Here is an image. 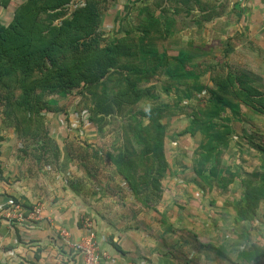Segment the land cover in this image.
Wrapping results in <instances>:
<instances>
[{"label":"trees","instance_id":"obj_1","mask_svg":"<svg viewBox=\"0 0 264 264\" xmlns=\"http://www.w3.org/2000/svg\"><path fill=\"white\" fill-rule=\"evenodd\" d=\"M73 1L25 0L10 24L0 20V91L4 92L0 102L8 111L4 115L10 124L6 123L18 139L29 140L30 146L46 151L50 138L45 113L48 117L52 112L48 97H67L75 91L84 98V106L77 108L79 112L74 110L81 118L80 126L102 131L109 119L123 118L125 107L143 98L140 84L163 72L168 76L165 91L186 87L185 95L191 97L193 85L196 93L206 95L202 98L204 105L191 111L189 126L179 134L201 136L192 159L196 177L210 189L217 186L223 190L238 177L240 197L227 203L235 213L234 220L248 223L260 218L264 227V209L259 215L264 205V161L251 173H238L240 169L234 172L223 163L234 133L232 117L239 119L241 104L264 115V93L251 80L231 71L215 78L214 87L200 84L185 66L197 55L188 49H180L176 55H170L165 47L160 51L158 40L164 41L171 33L166 26L170 20L156 17L147 8L138 10L139 22L132 35L124 32V36H111L102 46L104 37L99 30L106 0H80L83 5L71 9ZM10 3L0 0V9H7ZM195 3L201 1L196 0L192 6ZM175 10L177 15V5ZM227 109L231 118L223 116ZM161 117L160 108L131 113L127 129L120 136L121 145L106 156L135 201L147 209L154 208L157 202L153 200L161 197L162 180L169 167ZM259 147L264 155V145ZM58 152L53 151L56 156ZM193 237L200 248L230 260L222 244L204 243L197 234ZM246 242L251 243L250 249L240 252V258L250 264L264 260V244Z\"/></svg>","mask_w":264,"mask_h":264},{"label":"rangeland","instance_id":"obj_2","mask_svg":"<svg viewBox=\"0 0 264 264\" xmlns=\"http://www.w3.org/2000/svg\"><path fill=\"white\" fill-rule=\"evenodd\" d=\"M24 1L11 0L7 9L1 8V22L5 25L10 24L15 10ZM200 1L201 4L195 3L194 6L193 2L190 4L182 2V6H178L177 15L173 7L172 16H175L164 17L170 20L166 22V26L168 25L171 33L164 41L158 40L160 51L163 47L170 55H176L180 49L192 51L198 58L186 62V69L199 78L200 84L209 88L214 87L215 78L231 71L251 80L258 90L264 93V56L259 49V39L249 40L250 34L245 22L246 7L242 5L238 7L231 3L236 0ZM79 2L81 3L80 0L71 2L70 8L83 5ZM105 8L99 30L104 37L101 45L104 46L107 42L105 39L111 36H124V32H130L132 35L133 28L138 26L139 21L135 14L140 8L122 6L118 0H106ZM145 8L155 16L161 11L160 7ZM190 11L196 12L195 17L188 14ZM127 15H130V18ZM166 85L168 76L163 72L152 76L148 83L140 84L139 87L144 91L143 98L135 105L126 106L121 114L123 118L117 116L109 119V123L102 125V131L100 129L96 131L93 127L85 129L79 123L72 127L74 110L84 106V98L76 94L78 91L67 97L57 95L48 97L52 112L48 117L47 112L45 113V129L50 138L46 151L39 149L41 147H38V150L34 144L30 146L32 142L29 140L18 139L14 130L8 127L10 122L6 121L4 115L8 111L2 101L0 146L5 137L14 133L16 141L14 148H11L29 161V164H21L22 171L30 168L32 164H38L41 169L42 164L45 166L49 164L54 172L56 170L61 175L59 171L63 170L60 168L62 163L70 164L68 172L70 169L74 172L84 169L85 174L87 173L91 179V188L94 192L103 193L107 199L112 198L113 202L116 201V204L118 202L119 205L123 204L127 213V221L122 222L124 227L133 226L146 231L149 236H156L161 226H171L172 235L167 237V243L172 245L181 241L183 243L177 247L180 250L176 254L178 264H250L241 259L239 254L250 249L251 243L246 242L247 240L260 246L264 244V227L260 218L248 223H238L234 220L235 213L227 203L240 197V179L236 177L224 190L217 186L212 189L205 186L196 177L192 163L194 151L200 143V134L179 135L189 126L191 111L204 105L202 98L206 95L204 92L196 93L193 85L191 97L185 95L186 87H172L167 92L164 90ZM3 93L1 90L0 94ZM155 108H160L161 122L166 128L164 154L169 167L162 180L161 197L153 200L157 202L154 208L147 209L135 201L126 183L116 174L114 166L106 156L115 152L121 145L120 136L127 129L125 124L131 120V113L138 115L142 111ZM226 111L223 116L231 118L230 109ZM138 118L142 119L141 116ZM232 121L234 133L230 148L223 157V163L233 168L234 172L240 169L238 173L259 170L264 161V155L259 150V146L264 145V115L241 104L239 119L232 117ZM70 128L72 131H69ZM57 143L60 148H56ZM6 150H9V147ZM54 150L59 151L58 156L53 153ZM68 156L71 157L67 161L65 157ZM112 196L118 197L120 201ZM263 209L264 205L261 206L259 215ZM137 210L141 211L138 213ZM87 217L95 219L91 214ZM193 234H197L204 243L223 245L230 260L219 258L213 253L210 255L213 261H206L204 253L208 250L198 246L200 242L195 240ZM100 255L102 256L101 253ZM258 264H264V260Z\"/></svg>","mask_w":264,"mask_h":264},{"label":"crops","instance_id":"obj_3","mask_svg":"<svg viewBox=\"0 0 264 264\" xmlns=\"http://www.w3.org/2000/svg\"><path fill=\"white\" fill-rule=\"evenodd\" d=\"M236 1L231 3L246 7L249 40L259 39V49L264 56V0ZM118 2L129 8L160 7L161 11L155 13L160 19L172 16L171 8L184 3L183 0ZM196 12L189 14L195 17ZM138 14L137 11L135 17ZM13 135L5 137L0 146V264H82L73 244L85 233L82 216L90 214L95 217L92 221L104 259L102 264H178L176 254L180 250L177 247L183 243H167L171 226H161L156 236H149L146 231L133 226H122V222L127 221L123 204H116L111 196L109 200L103 193L94 192L85 170L74 172L70 169L68 172V163L60 165L63 168L59 171L61 175L56 170L54 172L49 164H42V169L38 164H32L22 171L20 166L29 161L14 151L16 137ZM70 157L65 158L68 161ZM13 202L22 206L26 216L24 221L6 218L5 214ZM35 208H40V214L30 219L29 213ZM140 211L137 210L138 213ZM211 254L205 251L206 261H213Z\"/></svg>","mask_w":264,"mask_h":264},{"label":"built area","instance_id":"obj_4","mask_svg":"<svg viewBox=\"0 0 264 264\" xmlns=\"http://www.w3.org/2000/svg\"><path fill=\"white\" fill-rule=\"evenodd\" d=\"M81 123L79 114L74 112L72 118V127H76ZM72 131V129H69ZM40 208H35L32 213H29V218H34L40 214ZM6 218L9 220L15 219L24 221L26 216L22 209V206L18 203H12L10 208L6 212ZM81 222L85 233L73 244V248L81 256L82 264H102V256L99 252L97 234L94 227V223L90 217L82 216Z\"/></svg>","mask_w":264,"mask_h":264}]
</instances>
